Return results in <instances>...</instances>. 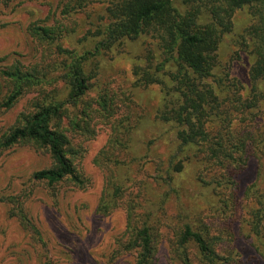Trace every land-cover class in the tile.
Returning a JSON list of instances; mask_svg holds the SVG:
<instances>
[{
  "label": "rangeland",
  "instance_id": "obj_1",
  "mask_svg": "<svg viewBox=\"0 0 264 264\" xmlns=\"http://www.w3.org/2000/svg\"><path fill=\"white\" fill-rule=\"evenodd\" d=\"M118 1L0 0V106L11 88L3 73L15 67L44 76L36 93L8 110L0 107V140L34 111L38 93L62 94L67 69L59 48L78 54L91 50L97 29L110 23L108 8ZM258 11L243 7L232 13L213 71L214 81L228 78L255 107L236 112L223 103L222 117L207 126L208 140L170 171L167 163L178 142L160 112L175 86L172 63L154 32L89 61V92L63 120L83 186L64 182L48 188L33 180L34 173L52 167L46 152L29 144L0 147V264H135L126 247L127 207L132 204L142 216L162 201L164 212L154 223L159 237L153 264H181L175 216L186 210L224 264H264V80L254 84L249 75L257 59L251 34ZM35 28L48 29L52 41L33 35ZM145 74L157 83L146 84ZM75 113L79 127L72 130ZM110 182L122 183L123 192L102 216L97 209ZM188 255L191 264H202L194 244Z\"/></svg>",
  "mask_w": 264,
  "mask_h": 264
},
{
  "label": "trees",
  "instance_id": "obj_2",
  "mask_svg": "<svg viewBox=\"0 0 264 264\" xmlns=\"http://www.w3.org/2000/svg\"><path fill=\"white\" fill-rule=\"evenodd\" d=\"M118 2L113 8H108L110 23L97 29L95 33L97 41L91 50L78 54L59 48V52L65 55L63 61L67 69L64 77L67 88H63L62 94L57 97V90L45 94L38 93L39 98L36 99L34 111L21 122L18 121L19 126L12 127L0 140V147L4 150L17 144H29L37 150L46 152L53 162L52 167L34 173L33 180L43 183L48 188L64 182L83 186L81 176L70 158L76 151L66 135L67 128L63 120L68 117L70 109H78L89 92L91 77L85 72L89 61L104 51H110L115 45L133 41L147 32L158 35L160 47L172 63L169 76L175 87L172 88V96L170 93L167 94L160 112V120L176 133L178 142L167 163L169 171L174 164L181 165L185 159H189L192 151L208 140L207 126L216 123L222 117L223 103H227L231 110L236 112L255 107L254 103L239 96V90L229 85L228 78L214 81L216 78L213 71L219 42L221 36L231 26L232 13L243 7H257L260 10L259 21L258 25L252 28L251 34L257 45V59L249 75L254 84L264 80V0ZM49 32L46 28H35L33 35L51 42ZM148 77V74H145L144 78L142 76L146 84L157 83ZM2 78L11 85L0 106L8 110L26 94L36 93L44 76L35 70L20 72L13 67L10 72L3 73ZM208 81L215 83L217 87L213 88ZM223 82L227 84L219 88ZM160 85L164 86L161 82ZM216 90L225 100L220 101ZM82 112L86 115V112ZM77 118L75 113V117L69 122L72 130L79 127ZM89 121L91 120L87 117L85 124L89 125ZM111 131L115 132L114 129ZM115 140L117 141V138L111 143ZM122 192V183L110 182L104 189L97 213L108 216ZM175 193L179 199L180 192ZM221 204L218 208L223 211L226 203ZM164 205L163 201L150 205L142 216L135 212L132 204L127 207L126 247L135 254V264L154 262L159 237L157 229H154V223L159 220L158 213L164 212ZM175 219L179 226L175 238V253L181 264H191L188 255L189 244L197 247L202 264H224L223 258L216 253L204 234L194 229L188 210L177 214ZM252 227V231L258 233L257 226Z\"/></svg>",
  "mask_w": 264,
  "mask_h": 264
}]
</instances>
